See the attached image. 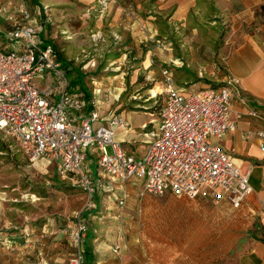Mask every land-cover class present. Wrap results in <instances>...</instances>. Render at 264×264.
I'll list each match as a JSON object with an SVG mask.
<instances>
[{
  "label": "rangeland",
  "instance_id": "obj_1",
  "mask_svg": "<svg viewBox=\"0 0 264 264\" xmlns=\"http://www.w3.org/2000/svg\"><path fill=\"white\" fill-rule=\"evenodd\" d=\"M100 1L0 0V30L17 18V4H24L30 19L41 23V37L57 51L70 87H77L72 84L76 72L88 93L93 82L100 80V111H148L149 107H140L149 106L142 103L144 99L152 100L150 107L157 109L163 95L155 91L150 97L149 90L156 89L144 67L150 41L145 37L123 41L119 32L105 25L113 21L118 8L121 19H143L146 9L139 0H111L109 8L100 12ZM157 1L143 2L149 6ZM5 5L10 6L8 12ZM140 30L144 36L145 28ZM96 32L102 34V41L92 35ZM231 94L246 104L232 86ZM122 99L125 104L119 105ZM135 102L137 107H132ZM2 144L7 151H0V262L18 256L22 264H49L52 255L61 251L65 256L60 264H67L76 247L70 236L77 221L86 228L89 222L100 221V228L107 231L106 243L119 244L118 254H111L115 261L124 256L126 261L121 264H225L235 258L232 251L245 222L235 210L207 196L187 199L171 192L147 194L137 212L138 189L127 184L122 207L114 206L109 193L100 192L99 210L93 207L94 196L88 199L71 176H58L50 161L29 160L16 140L4 132H0ZM4 239L9 240V248L1 244Z\"/></svg>",
  "mask_w": 264,
  "mask_h": 264
},
{
  "label": "built area",
  "instance_id": "obj_2",
  "mask_svg": "<svg viewBox=\"0 0 264 264\" xmlns=\"http://www.w3.org/2000/svg\"><path fill=\"white\" fill-rule=\"evenodd\" d=\"M15 10L17 18L3 31L7 45L0 49V132L12 136L29 160L47 159L58 176H71L88 199L104 184L130 180L140 182L139 195L207 196L213 203L225 200L232 208L250 193L248 171L235 167L217 144L235 128L229 117L232 79L218 87L182 93L162 69L163 104L156 132L142 154L135 156L113 138L114 130L127 127V122L110 111L104 117L93 108L84 113V101L70 92L52 45L39 38L41 23L30 19L22 3ZM92 35L103 40L99 32ZM247 114L254 116L255 110ZM255 134L264 160V129ZM87 148L96 154L99 179L83 170ZM117 204L121 207L123 199ZM86 231L83 222L75 223L70 240L76 247L67 264H82L79 243ZM111 251L118 254L119 244H112ZM37 257L41 262L39 251Z\"/></svg>",
  "mask_w": 264,
  "mask_h": 264
},
{
  "label": "crops",
  "instance_id": "obj_3",
  "mask_svg": "<svg viewBox=\"0 0 264 264\" xmlns=\"http://www.w3.org/2000/svg\"><path fill=\"white\" fill-rule=\"evenodd\" d=\"M143 1L139 0V5L146 9L143 19L130 16L121 19L118 8L113 21L105 25L119 32V39L123 41H138L140 37L150 41V50L144 59V67H148L146 78L150 77L154 81L152 86L156 89H150V97H154L152 93L155 91L160 94V72L166 69L173 85L182 93L218 87L227 79H232L233 89L246 101V104H240L235 96H231L229 117L235 122V128L227 131L217 144L235 167L240 171H248L251 191L237 208H232L222 199L218 204L235 210V215L245 222L240 228V241L232 251L235 258L225 264H264V160L260 157L259 141L255 134L257 130L264 129V0H158L151 5L148 3L149 6ZM110 3L111 0H104L100 12L107 10ZM9 8V5H5L3 9L8 12ZM36 13L39 14L38 11ZM142 26L146 31L144 36L140 30ZM0 33L3 36V29ZM0 38V43H3V37ZM99 82H93L90 102L99 117H104L109 111H100ZM142 101L149 106L140 107H149L148 111H110L127 122V127L114 130V140L135 156L142 154L156 132L158 113L163 104L162 99L159 107L152 109V100ZM118 104L124 105L125 100H119ZM131 106L137 107V103ZM83 109L84 113L89 110ZM249 109L255 110L254 116L247 114ZM237 113L240 114L238 118L235 116ZM85 152L82 165L84 172L94 180L99 179L95 153L90 148ZM127 184L138 189L136 209L140 212V202L149 193L139 195L138 180L104 184L103 190L99 187L98 193L94 195L93 207L100 210V192L109 193L116 207H119L117 200L122 198L123 206ZM94 223H88L81 242V248L87 247L91 252L90 263L125 262L124 256L121 261L114 260L111 245L106 243L104 237L106 229L100 228V221ZM8 243L6 239L1 241L5 248H9ZM64 256L61 251L55 253L49 264H60ZM0 264L22 263L17 256L8 261L1 260Z\"/></svg>",
  "mask_w": 264,
  "mask_h": 264
},
{
  "label": "trees",
  "instance_id": "obj_4",
  "mask_svg": "<svg viewBox=\"0 0 264 264\" xmlns=\"http://www.w3.org/2000/svg\"><path fill=\"white\" fill-rule=\"evenodd\" d=\"M33 3H36V0H31ZM4 37V36H3ZM39 38L44 42V43H50L51 45H52V43L51 42H48L47 40H45V39H43L42 37H41V35L39 36ZM3 43H1V46L2 47H4L6 44H7V40H5L4 38H3ZM2 47L0 48V49H2ZM52 48H53V50H54V53H55V55H56V57L60 60V57H59V55L57 54V51L55 50V48H54V46L52 45ZM77 74L75 75V79L74 80H72V84L73 85H75V83L77 84V87H74V88H72V87H70V85H71V83H70V81H69V90H70V92H72V93H76V94H78V96L80 97V98H82L83 100H84V107L83 108H86L87 110L88 109H90L91 108V102H90V93H88L86 90H85V87H84V85H83V83H82V78H81V75L78 73V72H76ZM0 151H7V147H6V145H4V144H2V145H0ZM94 153V152H93ZM95 156H96V154H95ZM97 158V157H96ZM8 161H12L11 159H9ZM90 178H92V177H90ZM93 179V178H92ZM98 189L99 188H96L95 189V192H94V194H93V196L96 194V193H98L97 191H98ZM100 190H103V187L101 186L100 187ZM165 193V192H164ZM92 196V197H93ZM86 213H84L83 215H85ZM80 251H81V254H82V264H91L90 263V260H91V252H90V250L87 248V247H82L81 248V244H80Z\"/></svg>",
  "mask_w": 264,
  "mask_h": 264
}]
</instances>
